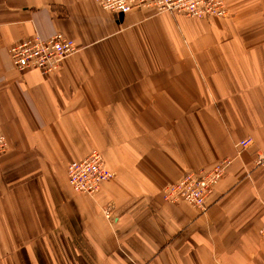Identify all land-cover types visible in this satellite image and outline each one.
I'll use <instances>...</instances> for the list:
<instances>
[{
  "label": "crops",
  "instance_id": "obj_1",
  "mask_svg": "<svg viewBox=\"0 0 264 264\" xmlns=\"http://www.w3.org/2000/svg\"><path fill=\"white\" fill-rule=\"evenodd\" d=\"M224 1L194 19L0 0V264H264V0ZM58 33L78 51L55 75L16 70L12 47ZM94 151L114 177L88 197L67 168ZM228 158L205 211L164 199Z\"/></svg>",
  "mask_w": 264,
  "mask_h": 264
},
{
  "label": "built area",
  "instance_id": "obj_2",
  "mask_svg": "<svg viewBox=\"0 0 264 264\" xmlns=\"http://www.w3.org/2000/svg\"><path fill=\"white\" fill-rule=\"evenodd\" d=\"M104 10L127 15L135 9L150 10L156 14L182 15L187 18H225L229 15L224 0H95ZM78 51L75 43L62 34H55L49 39L35 37L15 45L10 50L12 63L20 73L38 71L43 75H55L68 57ZM252 139H245L237 144L239 151L253 146ZM8 150L5 136L0 132V158ZM233 159H224L207 171L188 173L175 185L164 190V199L169 203L185 201L205 211L207 199L225 177L233 164ZM256 165L264 167V152L257 153ZM67 177L72 189L81 195L95 197L102 185L113 179V173L107 169L102 155L94 151L82 161L68 165ZM111 219V210H105ZM264 246V227L259 232Z\"/></svg>",
  "mask_w": 264,
  "mask_h": 264
}]
</instances>
